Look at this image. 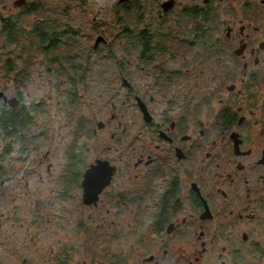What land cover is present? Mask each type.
Listing matches in <instances>:
<instances>
[{"label": "flooded vegetation", "instance_id": "obj_1", "mask_svg": "<svg viewBox=\"0 0 264 264\" xmlns=\"http://www.w3.org/2000/svg\"><path fill=\"white\" fill-rule=\"evenodd\" d=\"M0 93V264L262 263L264 0H0Z\"/></svg>", "mask_w": 264, "mask_h": 264}, {"label": "rangeland", "instance_id": "obj_2", "mask_svg": "<svg viewBox=\"0 0 264 264\" xmlns=\"http://www.w3.org/2000/svg\"><path fill=\"white\" fill-rule=\"evenodd\" d=\"M2 80H1V85H4ZM50 89L51 88L49 87V91L48 92H49L50 97H49V103H48V115H47V118L45 119V125H48L50 128H52L53 131H55L57 133L60 132V134H61V132L64 133L66 131V129L64 130V128H63L61 130V128L58 127L60 122H61L60 120H61V118L64 115L62 113V109H63L62 106H59V104H58V99L60 97V100H64L65 97H63V95H60V93L58 91L53 92ZM12 93L13 92H11V93L8 92L7 94L10 96V95H12ZM22 93H23V96H24V99H25L28 91H24ZM30 93L37 94V95L40 94L39 91H30ZM58 156H61V153ZM261 264H264V258H263Z\"/></svg>", "mask_w": 264, "mask_h": 264}, {"label": "trees", "instance_id": "obj_3", "mask_svg": "<svg viewBox=\"0 0 264 264\" xmlns=\"http://www.w3.org/2000/svg\"><path fill=\"white\" fill-rule=\"evenodd\" d=\"M2 106H0L1 108ZM5 110V109H3ZM20 116H22L20 114V112H11L10 110H5L1 113V117H0V126L2 127V129H4L7 133H9V127H10V120L12 119H16L19 118Z\"/></svg>", "mask_w": 264, "mask_h": 264}, {"label": "water", "instance_id": "obj_4", "mask_svg": "<svg viewBox=\"0 0 264 264\" xmlns=\"http://www.w3.org/2000/svg\"><path fill=\"white\" fill-rule=\"evenodd\" d=\"M0 96H3V93H0Z\"/></svg>", "mask_w": 264, "mask_h": 264}]
</instances>
